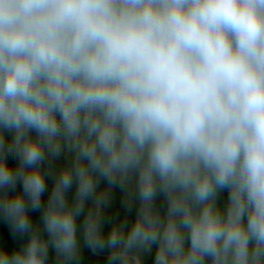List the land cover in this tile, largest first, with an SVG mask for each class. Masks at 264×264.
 Returning <instances> with one entry per match:
<instances>
[{
    "label": "clouds",
    "instance_id": "9594fccd",
    "mask_svg": "<svg viewBox=\"0 0 264 264\" xmlns=\"http://www.w3.org/2000/svg\"><path fill=\"white\" fill-rule=\"evenodd\" d=\"M0 264H264V0H0Z\"/></svg>",
    "mask_w": 264,
    "mask_h": 264
}]
</instances>
